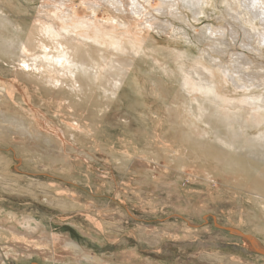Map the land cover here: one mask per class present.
I'll list each match as a JSON object with an SVG mask.
<instances>
[{"label":"bare ground","instance_id":"1","mask_svg":"<svg viewBox=\"0 0 264 264\" xmlns=\"http://www.w3.org/2000/svg\"><path fill=\"white\" fill-rule=\"evenodd\" d=\"M14 1L0 0V68L11 74L10 79L0 77L1 147L16 151L19 147L27 150L34 143L49 148L56 145L42 138L45 131L35 134L38 139L32 141L35 132L19 110L22 107L42 117L46 116L40 108L46 104H52V115L60 113L63 105L70 109L66 117L74 118L111 117L117 112L130 117L129 121L141 120L143 125L150 124L148 117H174L179 138L201 150V158L188 150L187 160L194 155L206 168V158L215 161L224 156L230 162L243 153L255 161V172L264 177V62L254 60L246 50L230 53L227 37L228 33L233 38L241 34L248 53L257 51L260 56L264 0H239L240 6L224 0L221 8L236 25L229 20L228 27L218 31L207 27L211 35L204 37L200 31L203 47L199 55L183 46L185 39L191 40L185 31L182 42L164 47L157 38L163 28L160 18L185 20L191 14L197 20L220 0H158L157 4L153 0H82L88 11L83 18L72 0H42L27 30ZM171 24L166 23L165 29ZM215 32L218 35L212 39ZM220 51L232 57L226 62L223 55L213 54ZM48 123L43 130H49ZM73 124L56 135L72 130ZM17 136L21 142L15 140ZM2 165L0 159V264H116L114 255L103 254V249L92 254L98 246L105 248L106 239L73 222L50 217V213L64 214L66 208L62 200L54 198L52 187L27 174V183L11 192L5 172L14 169ZM82 165L67 164L61 171H78ZM205 175L204 180L210 181L211 175ZM256 198L264 212L262 191ZM35 209L43 210V215L32 214ZM243 239L245 247L255 248Z\"/></svg>","mask_w":264,"mask_h":264},{"label":"rangeland","instance_id":"2","mask_svg":"<svg viewBox=\"0 0 264 264\" xmlns=\"http://www.w3.org/2000/svg\"><path fill=\"white\" fill-rule=\"evenodd\" d=\"M223 1L214 5L216 8L208 7L205 15L197 20L189 12L185 20L161 17L163 28L158 40L167 47L173 42H182L180 36L185 31L191 40L185 39L183 46L190 47L193 55L201 54L203 46L199 40L203 34L211 35L207 27L218 31L228 27L230 21L233 23L221 8ZM41 2L14 1L20 7L24 29L32 25ZM71 3L80 17L88 13L82 0ZM157 3L158 0H153V4ZM234 4L241 5L239 0H234ZM98 16L103 18L102 13ZM170 22L173 29H165L164 25ZM200 31H203L202 37ZM215 33L210 36L212 39H216L214 35L218 34ZM227 37L230 53L246 50L244 52L254 60L264 62V46L260 45L259 56L257 51L248 53L243 47L241 34L233 38L228 33ZM226 52L213 54L223 55L221 58L227 62L232 55ZM147 68L143 66L145 71ZM10 76L0 68V77L10 79ZM10 103L7 104L15 107ZM51 105L40 108L46 117L25 112L23 107L19 110L35 132L32 141L38 139L35 134L45 131L42 138L51 139L56 145L49 148L34 143L27 150L19 147L16 151L0 146V159L4 168L14 169L5 172L10 178L11 192L16 193L20 185L27 183L24 176L28 174L38 183L52 187L54 198L64 202V214L50 213L52 219L73 222L90 234L106 239L105 248L92 249L93 255L103 249V254L114 255L112 260L116 264H264V217L261 218L264 212L256 205V194L262 191L264 196V177L255 172L253 159L241 153L227 162L223 156L217 158L223 164L219 165L217 160L206 158L204 168L196 159L201 158L199 146L179 138L174 117H148L150 124L143 125L141 120L129 121L130 117L117 112L111 117H66L70 109L63 105L60 113L52 115ZM46 123L49 130H43ZM67 124H73L72 130L56 135L62 129L66 131ZM49 131L55 133L48 134ZM15 140L21 142L19 136ZM68 142L70 146H66ZM188 150L193 151L196 158L192 155L191 160H187ZM81 163V170L61 171L67 164ZM42 170L46 171L41 173ZM205 172L211 175L210 181L204 180L207 178ZM75 176L78 177L73 178ZM33 212L43 215V210L42 213L37 209ZM66 228L73 230L70 225ZM77 236L73 234L74 238ZM243 237L253 244L255 252L245 247Z\"/></svg>","mask_w":264,"mask_h":264}]
</instances>
